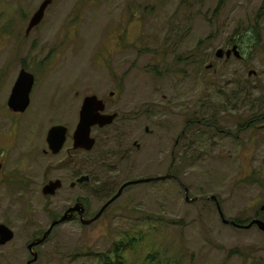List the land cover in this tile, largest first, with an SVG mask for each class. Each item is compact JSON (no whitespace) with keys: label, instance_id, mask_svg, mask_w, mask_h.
Returning <instances> with one entry per match:
<instances>
[{"label":"rangeland","instance_id":"374dc122","mask_svg":"<svg viewBox=\"0 0 264 264\" xmlns=\"http://www.w3.org/2000/svg\"><path fill=\"white\" fill-rule=\"evenodd\" d=\"M43 1L0 0V224L15 235L0 264L30 261L27 246L76 204L91 220L124 184L167 175L178 182L130 186L90 225L75 214L55 227L34 264H100L133 239L127 264H264V234L223 224L211 199L226 220L264 218V0H51L27 32ZM232 40L242 59H216ZM23 69L35 82L15 116L6 103ZM91 95L118 118L74 151ZM55 125L68 129L57 155Z\"/></svg>","mask_w":264,"mask_h":264},{"label":"water","instance_id":"95a60500","mask_svg":"<svg viewBox=\"0 0 264 264\" xmlns=\"http://www.w3.org/2000/svg\"><path fill=\"white\" fill-rule=\"evenodd\" d=\"M51 0H45L41 3L38 7L35 14L32 16L27 32L32 30L34 27L38 26L41 21L43 20L44 14L46 9L51 5ZM232 57L237 60H241L242 56L239 51L238 45H234L232 48L228 50L218 49L215 52V58L218 60L224 59L225 62H228ZM211 65L207 67V69H211ZM249 76H254L255 72L250 71L248 73ZM34 76L28 73L26 70H21L17 80L11 90V94L9 96L7 102V108L14 113L23 114L27 111L30 106V95L34 86ZM105 111V104L102 100L98 99L96 96L91 95L85 97L83 99L80 111H79V119L77 126L72 134V149L74 151H85L91 152L96 144L95 139L91 136L92 128L99 127L104 128L109 126L115 122L118 118L116 113L114 114H104ZM68 138V129L62 125H55L52 126L46 135V144L48 152L53 155L59 154L64 145L67 142ZM0 164V170H1ZM171 176H164L161 177L159 180H166L170 179ZM90 178L88 176H81L77 179L76 183H72L70 185L71 188H74L76 184H83L88 183ZM158 181V179L150 178L145 180H138L132 181L124 184L116 193L114 197H112L93 217L91 220L84 219V207L81 204H76L74 207L70 208L58 221H54L48 230L44 233L41 239L36 240L35 242L30 243L27 246V250L29 251L32 259L28 261L26 264H34L38 260V255L33 252L34 248L41 246L50 236L51 232L54 230L55 227L61 225L62 223L68 221L74 214H77L80 222L83 225H90L91 223L97 221L105 212V210L113 204L117 199L120 198L123 191L133 185L142 184V183H150ZM62 188V183L60 180L49 181L43 188H42V195L44 197H53L56 193ZM185 191V201L189 202H196L199 199H192L188 198V190L184 188ZM218 206V210L220 213V218L225 225H231L232 227L239 229V230H249L252 227H257L263 234H264V222L259 219L252 220L246 226H240L235 224L232 221L226 220L223 217L222 212L220 211L219 205L214 197L211 198ZM264 211V207L261 208ZM14 233L11 229H9L6 225L0 224V247L6 246L14 240Z\"/></svg>","mask_w":264,"mask_h":264},{"label":"trees","instance_id":"16d2710c","mask_svg":"<svg viewBox=\"0 0 264 264\" xmlns=\"http://www.w3.org/2000/svg\"><path fill=\"white\" fill-rule=\"evenodd\" d=\"M222 4V3H220ZM220 6V5H219ZM259 37L257 36V42H259ZM237 42L236 41H230V45H236ZM259 220L264 222V218H260L258 217ZM251 222V221H250ZM249 222V223H250ZM235 224L240 225V226H246V224L248 225L249 223H244L243 221L240 220H235L234 221ZM136 240L133 239L131 240V242H129L130 244H128L127 246L125 245V247L122 248H116L114 253L111 256L108 255H97V259L99 260L100 264H127V260L125 258V254L127 253V251L133 247V242H135Z\"/></svg>","mask_w":264,"mask_h":264},{"label":"flooded vegetation","instance_id":"af4514ba","mask_svg":"<svg viewBox=\"0 0 264 264\" xmlns=\"http://www.w3.org/2000/svg\"><path fill=\"white\" fill-rule=\"evenodd\" d=\"M234 45H232L231 46V48L233 47ZM226 51V50H225ZM225 59V58H224ZM223 59V60H224ZM222 60V59H221ZM225 61V60H224ZM24 70V69H23ZM109 97L110 98H113V93L111 92L110 94H109ZM9 99V98H8ZM101 100V99H100ZM103 101V100H102ZM8 102V101H7ZM104 102V104H105V111H104V114H108L109 115V113H107L106 112V107H107V102H105V101H103ZM6 107H7V103H6ZM7 110H9L8 108H7ZM9 112L10 113H12L13 115H15V116H18V115H21V114H19V113H14V112H12L11 110H9ZM117 120V119H116ZM115 120V121H116ZM114 124V123H113ZM113 124H111V125H109V126H106V127H104V128H99V127H94V128H92V131L94 130V129H99V130H103V129H106V128H108V127H111ZM134 125H137V124H134ZM92 131H91V136H92ZM133 133H136V135L138 136V138H140V139H144V136L141 134V132H143L144 133V135H150L151 133L153 134V132L149 129V127H145V128H143V130H141V128H140V126H138V128H136V127H134V129H133ZM68 139V138H67ZM178 143H179V140L177 139L176 141H175V145L177 146L178 145ZM133 146L135 147V149L137 150V151H139L140 149H141V146L135 141L134 143H133ZM47 153V151H44V154H46ZM167 176H171V178H170V180H175V181H177L178 182V179H177V177H175V176H172V175H167ZM161 177H156V178H154V179H160ZM128 188V187H127ZM126 188V189H127ZM262 207H264V206H262ZM261 207V208H262ZM217 210H218V208H217ZM261 211H262V209H261ZM262 212H264V211H262ZM218 213H219V210H218ZM75 215V214H74ZM73 215V216H74ZM77 215V214H76ZM72 216V217H73ZM219 216H220V213H219ZM32 243V242H31Z\"/></svg>","mask_w":264,"mask_h":264}]
</instances>
